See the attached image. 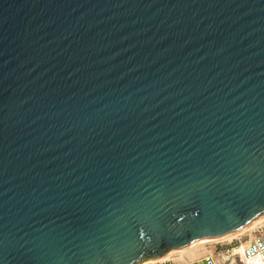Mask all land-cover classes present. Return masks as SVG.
<instances>
[{
  "label": "water",
  "instance_id": "obj_1",
  "mask_svg": "<svg viewBox=\"0 0 264 264\" xmlns=\"http://www.w3.org/2000/svg\"><path fill=\"white\" fill-rule=\"evenodd\" d=\"M264 214V0H0V264H138Z\"/></svg>",
  "mask_w": 264,
  "mask_h": 264
},
{
  "label": "rangeland",
  "instance_id": "obj_2",
  "mask_svg": "<svg viewBox=\"0 0 264 264\" xmlns=\"http://www.w3.org/2000/svg\"><path fill=\"white\" fill-rule=\"evenodd\" d=\"M259 232L264 234V222L232 239L200 241L190 245L191 250L183 252L181 255L177 251L169 254V257L163 260L162 258L144 259L140 263L153 261L147 264H203V257L207 254H213L222 264H244L242 260L243 245Z\"/></svg>",
  "mask_w": 264,
  "mask_h": 264
},
{
  "label": "built area",
  "instance_id": "obj_3",
  "mask_svg": "<svg viewBox=\"0 0 264 264\" xmlns=\"http://www.w3.org/2000/svg\"><path fill=\"white\" fill-rule=\"evenodd\" d=\"M242 260L244 261V264H264L263 233H256L243 245ZM202 261L203 264H222L213 254L205 255Z\"/></svg>",
  "mask_w": 264,
  "mask_h": 264
},
{
  "label": "bare ground",
  "instance_id": "obj_4",
  "mask_svg": "<svg viewBox=\"0 0 264 264\" xmlns=\"http://www.w3.org/2000/svg\"><path fill=\"white\" fill-rule=\"evenodd\" d=\"M263 222H264V214H263L262 216H260L259 218H257L256 220H254L251 224L247 225V226L244 227L243 229H240L239 231H235V232H233V233H231V234H228V235H225V236H222V237L212 238V239H214V240L232 239V238H235V237H237L238 235L244 233L245 231L250 230V229L256 227L257 225L262 224ZM212 239H210V240H212ZM204 241H205V240H204ZM206 241H207V240H206ZM201 242H203V241H201ZM197 243H198V242H197ZM194 244H195V243H194ZM187 247H189V246H187ZM187 247H185V248H187ZM185 248H183V250L181 249V251H180V250H177V251L180 253V255H181V253H183V252H189V251L191 250V247H189V248H187V249H185ZM192 249H193V248H192ZM177 251L169 252L168 254H166L165 256H163L164 258H163V257H160V258H162V260H163V259L169 257V256H168L169 254L174 253V252H177ZM190 253H191V252H190ZM188 254H189V253H188ZM158 259H159V258H158ZM149 262H153V261H149ZM149 262H144V263H139V264H147V263H149Z\"/></svg>",
  "mask_w": 264,
  "mask_h": 264
}]
</instances>
